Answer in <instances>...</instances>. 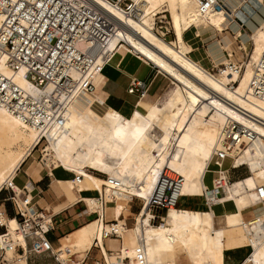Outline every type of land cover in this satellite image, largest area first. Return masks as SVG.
I'll use <instances>...</instances> for the list:
<instances>
[{"label":"bare ground","instance_id":"obj_1","mask_svg":"<svg viewBox=\"0 0 264 264\" xmlns=\"http://www.w3.org/2000/svg\"><path fill=\"white\" fill-rule=\"evenodd\" d=\"M130 1L126 7L121 0L116 4L89 0L112 21L114 33H109L107 54L98 59L87 78L93 79L95 90L77 85L69 96L61 94L66 105L61 124L57 121L43 129L0 105V193L12 186L28 219L23 229L16 216L8 215L5 203L0 205V223L9 232L0 237V246L5 249L0 250L4 255L0 263L30 264V253H47L31 251L34 236L27 237L24 230L30 231L34 219L51 228L56 214L83 202L86 211L96 217L52 246L59 264H87L95 246L102 258L96 264H225L226 251L243 248H250V252L240 264H264V100L249 92L260 60L264 70V0H215L206 11L201 9L200 0ZM61 3L67 8L68 3ZM168 15L170 27L158 29L157 24ZM229 26L243 29L231 36ZM206 29H213L222 38L210 46L214 62L222 63V68L215 64L217 72L191 54L193 46L185 39L187 32L200 36ZM171 31L174 38L168 40ZM234 39L240 40L239 50L245 58L239 62L233 58ZM122 51L153 64L169 77V86L151 106L139 103L129 116L110 106L109 94L104 91L107 79L103 69ZM0 68L24 88V93L40 92L33 88L24 68ZM53 87L48 84L44 92ZM234 122L243 124L251 135L237 134L239 143H226L225 129ZM219 149L232 157L231 166L223 167L212 179L215 187H209L205 178L217 170L211 167ZM39 155L49 175L59 167L74 175L61 179L60 184L77 194L95 190L99 197H63L62 203L45 205L40 211L33 203V194L14 183L24 164L26 168L32 165L34 175ZM241 166L248 174L232 181L230 171ZM162 173L167 176L162 190L168 185L175 187L173 201L178 194H206L208 210L179 208V197L160 219L152 198ZM134 200L140 205L136 214L131 209ZM227 203L234 209L223 215L224 225L216 226L214 207ZM109 208L114 209L113 221L107 220ZM37 214L44 219H37ZM130 215L134 216L131 226L127 222ZM113 237L120 242L118 253H109ZM18 245L24 246L23 254L17 252Z\"/></svg>","mask_w":264,"mask_h":264},{"label":"built area","instance_id":"obj_2","mask_svg":"<svg viewBox=\"0 0 264 264\" xmlns=\"http://www.w3.org/2000/svg\"><path fill=\"white\" fill-rule=\"evenodd\" d=\"M61 1L68 3L67 8H64L63 3L59 4ZM108 1L116 4L120 0ZM121 1L126 7L127 4L132 3L130 0ZM200 2L201 9L206 11L215 0H200ZM78 26L82 28L79 29ZM111 32L114 33L112 21L91 6L89 0H0V67L5 65L17 71L24 68L25 75L33 88L40 91L24 93V88L0 68V105H7L25 121L43 129L51 127L57 121L61 124L65 119L66 111V105L60 99L61 94L65 92V95L69 96L77 85H83V89L89 91L95 90L93 79L87 80V78L98 59L107 54ZM3 53L7 54L5 58L2 57ZM260 64L261 60L251 76L249 92L264 100V70L260 69ZM48 84H53L54 87L49 93H45ZM148 89L149 84L137 77L129 87L131 92L140 95ZM247 132L251 135L243 124L234 122L231 128L225 129L224 134H228L226 143L228 140L233 141L231 144L239 143L237 134ZM228 158L232 159L220 149L215 151L212 163L217 170L212 172L220 175ZM166 178L163 173L159 178L152 198L155 209L169 210L172 202L175 206L178 198L182 196L178 194L173 201L175 187L172 185L162 190V182ZM180 179L183 177L180 176ZM213 181L212 187H215ZM7 191L8 195L4 198V203L11 202L14 216L18 218L20 226L24 229L28 219L15 198L12 186ZM259 193L263 194L262 189ZM201 196L208 205L207 195ZM27 204L31 205V202L28 201ZM42 210L40 208V211ZM36 216L37 219H44L39 214ZM157 216L163 218L160 214ZM33 223L30 231L24 230L27 237L34 236L29 244L30 250L48 251L53 254V242L48 234L54 230V226L44 228L43 222L36 219ZM0 227L4 228L0 231V237L9 234L6 226L0 223ZM95 248L98 249L96 246ZM0 250L5 249L0 246ZM24 250L23 245L17 246L19 254H23ZM2 259L4 255H0V261ZM105 264L109 263L105 262Z\"/></svg>","mask_w":264,"mask_h":264},{"label":"crops","instance_id":"obj_3","mask_svg":"<svg viewBox=\"0 0 264 264\" xmlns=\"http://www.w3.org/2000/svg\"><path fill=\"white\" fill-rule=\"evenodd\" d=\"M231 31H233V29ZM169 36H172L174 38V34L172 31L169 33ZM185 39L187 40L188 45L193 46L192 54L196 56L200 61H203L206 64H208L209 61L205 54L207 50L205 41H209V40H204L203 37L201 36L199 39H195L190 34H187L185 36ZM232 47H234V44L232 45ZM123 57L124 56H121L120 54L118 58H115L111 61L112 65L110 64L104 67L103 74L104 75L106 74L105 76L107 79L104 85V89L107 90L109 94L107 103L110 106H112L114 109L118 110L119 112H122L124 115L129 116L132 114L134 107L137 104L141 103L143 106L149 107L158 99V97L161 95L164 88L163 87L158 88L156 85V81L161 77L160 74L163 72H159V71L153 72V75L151 76L153 81L151 85L149 86V89L145 91L143 95H140L137 93L131 94L129 93V87L133 79L136 77V75L134 74L139 75L137 76L138 79L145 80L147 82L148 79L146 78V76L148 75L149 72L153 71L152 69H155V68L154 66H150L151 67V71H150V69L147 68V66L143 64L144 63L143 61L136 58L135 56H132L131 54H128L124 60H123ZM152 86L154 87L153 90H152ZM124 108H126V111H128L129 114H125L123 112ZM138 108L142 110L141 107H138ZM26 167H27L26 164H24L18 170L17 172L18 174H16L17 176H15L14 178V183L23 189L27 188L33 194L32 200H33V203H35L36 208L40 207L44 209L45 205L53 206L57 203H60L63 197H68L69 200H73V199H76V196L78 194L84 197H88V196L99 197L98 192L95 190H87V189L85 190L84 189L82 192H78L77 194L74 190H71L65 184H60L59 181L61 179L62 180L71 179L74 176L72 173L68 172L62 167L54 169L53 175L51 174L49 175L47 168H43L40 170L35 169L34 175H33V173L30 172L32 165L30 164L28 168ZM59 169H62L64 172L70 175L64 176V177L57 176L55 172ZM230 177H232L231 174H230ZM238 178L240 177H236V179ZM219 205L225 206L226 204L225 205L219 204ZM5 206H6V203H5ZM204 206L207 209L209 208V206L205 202V198H204ZM85 209L86 208L84 206V203L78 202L70 206L69 208L64 209L63 211H61L60 213L56 214L53 217L54 230L48 234V237L50 238V240H52L54 246L59 245V240L63 235L67 234L68 232L72 230H75L76 228L88 222L87 221L88 216H91L93 214L88 213ZM6 211H7V207H6ZM226 211H229V210H225L220 214L216 213V216H215L216 226L224 225L223 215L225 214ZM44 212H46V210ZM94 215L96 216V214ZM57 241H58V244L56 245ZM243 249H246V248H243ZM238 250H241V249H232V250L226 251L225 264L227 261V253L228 252L236 253L238 252ZM96 252L99 253L97 250ZM42 255L50 256V261L42 262V263H34V264H59V262H56V256L54 253L51 254L47 252ZM31 257L32 255L29 254V263H33ZM244 258L242 260H244ZM242 260L238 264H240Z\"/></svg>","mask_w":264,"mask_h":264},{"label":"rangeland","instance_id":"obj_4","mask_svg":"<svg viewBox=\"0 0 264 264\" xmlns=\"http://www.w3.org/2000/svg\"><path fill=\"white\" fill-rule=\"evenodd\" d=\"M168 14V13H167ZM159 16H162V14H160ZM236 17L234 16V19ZM163 22L162 23H158L157 24V28L160 29L159 27L160 26H163L160 30H166V27H170V24L168 23L170 18H169V15L167 17H162L161 19ZM235 21H238V19L236 18ZM240 25L241 22H239ZM239 27V26H238ZM242 27V26H241ZM243 28H245L248 32H250L249 29H247L248 27L246 25L243 26ZM243 28H241L240 30H235V28H231V26H229L228 28V33L230 35H233V36H237L238 35V32L241 31ZM233 29V31H231ZM187 34H190L193 38L195 39H199L200 36L203 37L204 40H209V41H205V45H206V57L209 61L208 64H206L204 62V64L209 67L211 70H214L217 72L218 69H216L214 66L215 64H219L217 65L218 68H222V66L220 64L222 63H215L214 60L212 59L210 53H211V50H210V46L215 43L216 41H219L221 40V35L219 33H217L216 31H214L213 29H206L203 31V33L200 35V36H196L194 32H187ZM185 35V36H186ZM168 40L170 39H173L172 36H169V33L166 37ZM211 39V40H210ZM234 44V47L231 46L232 48V51H233V58L236 62H239V61H242L244 60L245 58H243L244 56L242 55L241 51L239 50V47L241 46V43H240V40L239 39H234L232 45ZM250 47L251 45L248 44V48L250 50ZM193 52V50H192ZM121 56H124L123 57V60L125 59V57L130 54L126 51H122L121 53ZM192 54V53H191ZM132 55V54H131ZM120 56V55H119ZM133 56V55H132ZM242 58V59H241ZM122 60V61H123ZM144 65L147 66V68L150 69L151 71V67L150 66H154L153 64H145V62L143 63ZM155 69H152L153 71L152 72H149L148 75L146 76V78L148 79L147 80V83H149V86L151 85L152 83V75H153V72H156V71H159V68L155 67ZM108 70V69H107ZM106 70V71H107ZM137 76H139L138 74H134ZM160 78L156 81V85L157 87H163V88H167L169 86V77L166 76L165 74L161 73L160 74ZM154 89V87L152 86V90ZM105 92H108L107 90H104ZM123 112L125 114H129L128 111H126V108H124ZM40 146L38 147V150H39ZM231 159H226L225 162H224V168H228L231 166ZM37 167L36 169L37 170H40V169H43L45 168V164L43 163V160H42V157L41 155H39L37 157ZM217 167L215 165H212L211 169H216ZM55 174L57 176H60V177H64V176H69L70 174H67L66 172H64L62 169H59L55 172ZM230 174H231V180H236V177H244L248 174V169L245 167V166H241L239 169H234V170H231L230 171ZM216 176V173H213V172H209L207 173V176L205 178V183L207 184V186L211 187L212 186V179ZM74 177V176H73ZM235 177V178H234ZM95 194V193H93ZM97 194V192H96ZM8 195V191L6 189H3L1 194H0V205L2 203H4V198ZM6 205L9 206V209H10V212L12 213V217H14V211H13V207H12V204L11 202L9 201H6L5 202ZM132 213L133 214H136L139 209V202L137 200H134L132 203ZM179 207H184V208H193V209H204L206 208L204 206V198L201 196V195H183L181 196V198L178 200V205ZM216 213L220 214L222 213L223 211L225 210H233L234 209V206L232 203H227L225 206H217L214 208ZM86 210V209H85ZM114 209L113 208H109L107 209V220L109 221H113L114 220ZM155 212H158V209H155ZM247 213H250V211H248ZM10 216V214H9ZM96 216L93 214L91 216H88L87 218V221H90L92 219H94ZM161 222H163V220H160ZM134 222V216L133 215H130L129 216V219H128V224L131 226ZM4 228L3 227H0V231H2ZM58 244V241L56 243V245ZM119 246H120V242L117 238H112V241L111 243L109 244V253H118L119 251ZM96 248L90 253L89 257L87 258V262L88 264H94L95 261H101L100 259H102L100 256L99 253L96 252ZM98 251V250H97ZM250 252V248H246V249H241V250H238V252H228L227 253V261H226V264H238L248 253ZM32 255L31 259H32V262L33 263H30V264H34V263H42V262H48L50 261V256L48 255H34L33 253H30ZM96 264V262H95Z\"/></svg>","mask_w":264,"mask_h":264},{"label":"trees","instance_id":"obj_5","mask_svg":"<svg viewBox=\"0 0 264 264\" xmlns=\"http://www.w3.org/2000/svg\"><path fill=\"white\" fill-rule=\"evenodd\" d=\"M1 194V193H0ZM178 205V204H177ZM6 207H7V212H8V214H10L11 216H12V213L10 212V209H9V206L8 205H6ZM179 207V206H178ZM179 208H184V207H179ZM189 209H192V208H189ZM193 210H198V209H193ZM200 210H202V211H205V210H208L207 208H205V209H200ZM166 209H159V212H160V214L162 215V216H165V214H166Z\"/></svg>","mask_w":264,"mask_h":264}]
</instances>
